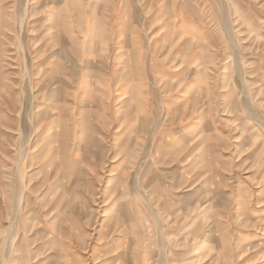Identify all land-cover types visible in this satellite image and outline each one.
<instances>
[{
    "label": "rangeland",
    "instance_id": "obj_1",
    "mask_svg": "<svg viewBox=\"0 0 264 264\" xmlns=\"http://www.w3.org/2000/svg\"><path fill=\"white\" fill-rule=\"evenodd\" d=\"M0 264H264V0H0Z\"/></svg>",
    "mask_w": 264,
    "mask_h": 264
},
{
    "label": "bare ground",
    "instance_id": "obj_2",
    "mask_svg": "<svg viewBox=\"0 0 264 264\" xmlns=\"http://www.w3.org/2000/svg\"><path fill=\"white\" fill-rule=\"evenodd\" d=\"M225 26H226V27H225V28H226V30H228V31H229V26H227V25H225Z\"/></svg>",
    "mask_w": 264,
    "mask_h": 264
}]
</instances>
